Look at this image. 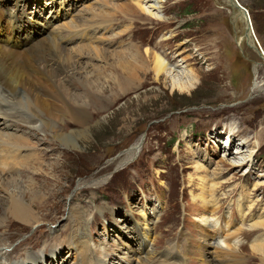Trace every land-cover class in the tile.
Segmentation results:
<instances>
[{"label": "rangeland", "instance_id": "rangeland-1", "mask_svg": "<svg viewBox=\"0 0 264 264\" xmlns=\"http://www.w3.org/2000/svg\"><path fill=\"white\" fill-rule=\"evenodd\" d=\"M11 1L7 9H12ZM234 1L246 10L248 21L229 0L28 2L26 17L40 24L65 27L78 13L89 21L93 17L103 29L85 33L84 46L118 50L136 44L143 55L145 49L153 50V44L169 57L180 54L177 69L158 81L141 72L131 80L130 89L115 96L107 89L94 97L87 92L85 101L91 104H85L98 115L90 111L91 134L76 149L64 147L45 128L43 134L28 127L22 130L39 147L35 150L41 157L38 162L30 158L16 176L9 164L5 176L18 179L21 188L41 193H8L27 197L32 207L34 219L22 225L3 213L9 195L0 185V238L10 245L7 260L21 261L27 251L49 255L51 247L59 246L52 238L59 241L66 234L67 212L72 208L74 215L84 212L81 215L88 217L85 239L102 264H149L144 255L153 253L184 255L185 260L175 258L172 264H207L206 258L211 262L221 257L217 249L208 255L203 247L205 242L211 245L208 228L218 229L198 221L211 210L210 221L229 220L236 227L238 261L233 264H264L250 249L253 238H264V227L251 226L258 214L264 219V58L250 45V35L249 40L243 38L250 22L254 41L264 52V0ZM151 2L160 6L161 17L150 15ZM124 3L131 5V12L118 17L122 14L111 5ZM61 49L69 60L73 58L72 64H83L81 69L76 67L78 81L69 76L64 83L77 95L84 89V83H78L81 74L97 77L98 71L114 70L109 62L86 57V49L83 56L75 47L62 45ZM186 56L189 61H181ZM140 60L145 66L147 57ZM191 71L197 81L189 91L172 87L171 80L185 81ZM62 121L64 129L76 127ZM9 125L18 128V120L10 119ZM135 143V152L128 158L125 153ZM145 228L152 248L148 254L138 243L146 242L141 234ZM71 255L64 246L53 264H75ZM43 259L42 264L52 263L49 256Z\"/></svg>", "mask_w": 264, "mask_h": 264}, {"label": "bare ground", "instance_id": "bare-ground-1", "mask_svg": "<svg viewBox=\"0 0 264 264\" xmlns=\"http://www.w3.org/2000/svg\"><path fill=\"white\" fill-rule=\"evenodd\" d=\"M9 1L11 0H0V185L2 190L7 194L41 193V191H34L26 186L21 188L18 179L11 175L5 176L9 164H11L12 167V174L16 176L18 171L21 170L18 168H25L28 165L30 158H32L31 161L35 159L38 162L41 157L35 150L39 147L36 146L31 139H28L27 136H24L22 130L28 127L36 133L43 134L44 131H42V129L45 128L53 135L52 137L58 139L64 147L76 149L79 146V141L87 139L91 134L90 130L92 125L89 122V114L91 111H89V105L91 103L90 101H85L87 92L94 97L96 93L105 94V90L107 89V91L110 92L109 95L115 96L121 92H125L126 89H130V86L133 84L131 80H134L135 78L138 79L141 72L145 74V76L148 73L151 74L149 75V78L158 81L161 76L167 77V72L174 71L175 68L178 67L179 64L176 60V55L178 56L179 52H176L173 57H169L165 51L154 49L153 44V50L145 49L143 55L136 44H130L128 47L118 50H105L84 46L82 45V38H84L85 33L90 32L91 34H94L103 29L93 17L92 21H89L88 17L80 16V13H78L77 16L71 20V23H66L65 27L60 26V28H54V26L52 28H45L39 25L37 21H32L25 16H22L24 12L22 4L26 7L29 0H13L12 2L15 7L14 11H8L6 4ZM37 4H40V2L36 3L35 7H37ZM111 8L113 11L118 10L119 13L122 14H118V17L125 18L129 12H131L130 4L124 3L122 5H111ZM233 8L238 11L236 7ZM151 10V16L161 17L160 6L155 5V2L151 4ZM241 17L246 18L247 13L242 12ZM249 35L251 36L250 45H256L257 42L254 41L252 32H250ZM171 37L173 38V36ZM244 37L246 36L243 35V38ZM246 38L249 40L248 37ZM239 40L241 41L242 37ZM154 43H158V41H155ZM62 45L65 47H75L78 52H80V56L84 55L82 50L86 49V57L91 59L97 58V60L102 61L103 63L109 62L114 70L109 74H103L98 71L99 73L97 77H94L87 72L83 75L79 74L81 81L78 83L80 84L83 82L84 89L80 95H77L75 91H71L69 88L65 87L64 83L70 80L69 76H73L72 79L78 81V78L74 77L78 70L76 67L78 66L81 69L83 64H72L73 58L71 57L72 59H68L67 55L69 54L66 55L64 51L65 49H61ZM141 56L147 57V63L145 66L141 64ZM189 58V56H186L181 59V61L188 62ZM89 65L92 66L93 64ZM59 70H61V74L59 73ZM95 71L97 72V70ZM191 73L192 75L184 77L185 81L178 80L177 82H172L171 80L172 87L180 92L189 91L197 81V76L193 74V71H191ZM87 74L89 76H87ZM152 74L154 75V78ZM85 103L90 104L86 105ZM99 105L102 106L100 100ZM91 113L93 116L98 115V113H94L96 114L94 115L92 111ZM12 118L18 120V128L9 125L10 119ZM64 119L70 124H74L76 127L69 130L62 128L63 125L61 124L60 126V123ZM32 127L36 129H33ZM136 145L138 144L135 143L133 148L131 147L125 153L128 158H130V155L135 152ZM245 163L250 164L249 160H246ZM239 167L240 165H238L236 169L239 170ZM14 168L15 171H13ZM211 190L213 191L214 188H211ZM8 195L9 197L7 196V198L9 200L4 207L5 209H2L3 213L9 214L10 217L17 222L22 223V225L30 223L34 218L33 214H31L33 212L32 207L28 202V198L26 197L24 200L21 196H18V194ZM11 196L14 197L11 199ZM39 200L43 201L44 197L39 196ZM252 201L254 202L255 199H252ZM205 205H207L206 200ZM250 207H252V204ZM244 211L245 210H243V212ZM70 213L72 217H69ZM81 213L78 212L77 215H74L72 208L68 209L66 221L68 220L69 223L66 234L64 238L59 241H57L56 238H52L54 243L59 246L51 247L49 249V255H46L47 251H43L45 254L42 252L34 253L27 251L21 261L11 262L10 260H7L10 252V245L7 244L4 239L0 238V264H39L43 261L44 256H49L50 261L52 262L51 264H53L55 260L54 258H56L64 246L68 251L75 255V264H102L101 259L96 258L97 256L95 257V255L92 254V249L86 242L84 222L88 225V222L86 221L88 217L86 219V216L83 217L85 214L81 215ZM211 215V210L209 212L207 210L206 213L200 215L198 221L203 226L208 227L213 225L218 227L217 220H209ZM257 217L259 219H256L254 222L251 221L253 223H251V226L260 225V228L264 227V219H260V214H258ZM145 224H147L146 221ZM148 233L147 228L141 233L146 241ZM205 234L210 237L209 233ZM235 238V232L233 230H230L228 235H224L223 240L220 243H215L210 237L212 246L210 243L205 242L203 247H206L208 255L210 254V250L217 249V251H219L217 254L221 257L220 259H215L211 262L210 259L206 258L207 264H220L223 261H238V257H235L237 252L235 244H233ZM250 247L251 250L256 252L255 254L258 255L260 260L264 261V238L252 243ZM143 249L147 254L152 253V248L149 250L146 242L143 243ZM179 254V257L174 254L167 255L164 253H159L158 255L153 253L152 257L146 254L144 256L147 260H150L149 264H172V260L175 258L185 260L184 255L182 253ZM85 256H91V258L87 262L82 261Z\"/></svg>", "mask_w": 264, "mask_h": 264}, {"label": "water", "instance_id": "water-1", "mask_svg": "<svg viewBox=\"0 0 264 264\" xmlns=\"http://www.w3.org/2000/svg\"><path fill=\"white\" fill-rule=\"evenodd\" d=\"M229 1H230V4L232 7H236L238 9V11L240 12V13L238 12L240 17H241L242 12L246 13V10L243 7H241L240 5H238L236 2H234L233 0H229ZM246 19L249 20L247 17H246ZM250 32H252V26H251L250 22H247L246 27L244 29V35L249 38ZM252 43H253V41H252ZM252 47L259 54L260 57L264 58V52L261 50V48H259L258 46L254 45V44H252Z\"/></svg>", "mask_w": 264, "mask_h": 264}]
</instances>
